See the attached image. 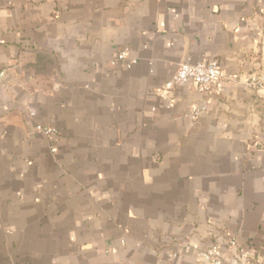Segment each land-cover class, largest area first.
<instances>
[{
	"label": "crops",
	"instance_id": "crops-1",
	"mask_svg": "<svg viewBox=\"0 0 264 264\" xmlns=\"http://www.w3.org/2000/svg\"><path fill=\"white\" fill-rule=\"evenodd\" d=\"M0 36V264H264V0H0Z\"/></svg>",
	"mask_w": 264,
	"mask_h": 264
},
{
	"label": "built area",
	"instance_id": "built-area-1",
	"mask_svg": "<svg viewBox=\"0 0 264 264\" xmlns=\"http://www.w3.org/2000/svg\"><path fill=\"white\" fill-rule=\"evenodd\" d=\"M2 39L0 36V44ZM136 63L135 60H131L128 57V51L126 49L120 51L117 56L111 60L110 64L112 66L124 65L126 68H131ZM220 66L216 60H212L208 63L199 64H181L178 66L172 77L164 84L161 92L170 93L174 91L177 87L183 85H193L196 86L197 90L204 96L210 98L218 90L220 84L225 80L221 73ZM248 86H254L256 88H262L261 77L253 75L248 82ZM170 107V105L168 106ZM208 108V100H206L199 107L192 110V118L196 119L201 116ZM38 133L49 136L53 133V129L38 125L36 128ZM232 248H237V243L235 240L230 242ZM238 256L240 258V264H244L246 260L250 257L249 250L237 248ZM201 257L206 260L211 261L213 264H220L222 251L218 245H214L208 250L202 252Z\"/></svg>",
	"mask_w": 264,
	"mask_h": 264
},
{
	"label": "water",
	"instance_id": "water-1",
	"mask_svg": "<svg viewBox=\"0 0 264 264\" xmlns=\"http://www.w3.org/2000/svg\"><path fill=\"white\" fill-rule=\"evenodd\" d=\"M263 78H264V76H263Z\"/></svg>",
	"mask_w": 264,
	"mask_h": 264
}]
</instances>
